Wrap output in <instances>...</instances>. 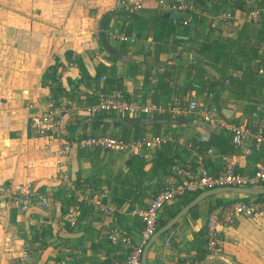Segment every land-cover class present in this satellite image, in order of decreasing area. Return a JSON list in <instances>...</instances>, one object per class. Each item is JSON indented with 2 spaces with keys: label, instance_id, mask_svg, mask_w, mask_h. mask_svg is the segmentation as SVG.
Listing matches in <instances>:
<instances>
[{
  "label": "crops",
  "instance_id": "crops-1",
  "mask_svg": "<svg viewBox=\"0 0 264 264\" xmlns=\"http://www.w3.org/2000/svg\"><path fill=\"white\" fill-rule=\"evenodd\" d=\"M128 1L142 7L127 10L118 0H0V200L6 187L31 184L51 201L49 208L35 205L25 212L0 202V264H58L62 258L67 264H112L102 257L122 259L123 252L107 240L110 228L139 241L142 222L131 210L146 207L169 180V173L144 178L123 197L119 188L114 192L119 186L116 175L126 172V160L132 155L97 149L83 152L75 141L113 130L120 134L113 136L125 139L161 133L150 125L140 130L139 125L119 123L121 116L113 113L94 126L84 107L97 93L121 89L142 102H165L174 96L183 101L193 84L199 83V102L215 104L222 118L244 124L248 134L235 147L230 134L205 126L191 114L192 128L176 131L175 139L170 136L176 163L194 167L199 161L216 172L222 156H227L242 171L253 170L262 159L264 148H256L254 135L259 126L264 128V13L255 18L248 15L258 0H242L244 8H236L230 21L217 24L215 20L216 25L204 31L211 39L224 41L231 52L236 47L227 40L245 31L243 42L258 50L254 59L242 60L241 69H234L235 62L225 67V57L213 61L201 37L177 45L172 37L156 40L151 30L157 29L155 20L163 11L154 0ZM212 6L213 0H206L207 20L213 17ZM178 15L182 13H170L174 20ZM118 32L135 34L136 39L119 42L111 37ZM247 49L251 57L252 48ZM195 63L203 68L202 76L198 77ZM169 70L167 93L161 76ZM50 109L57 110L58 132L39 135L30 130V115ZM159 150H164L163 143L149 151L146 160ZM102 193L106 194L103 202L116 209L111 223L94 205ZM111 195L125 199L119 208ZM185 196L163 209L157 229L187 204L182 203ZM232 199L219 193L199 201L149 244L146 264H200L213 256L206 249L207 216L214 206ZM69 208L76 213V226L67 220ZM221 232L222 257L234 264H264V211L221 220Z\"/></svg>",
  "mask_w": 264,
  "mask_h": 264
},
{
  "label": "built area",
  "instance_id": "built-area-1",
  "mask_svg": "<svg viewBox=\"0 0 264 264\" xmlns=\"http://www.w3.org/2000/svg\"><path fill=\"white\" fill-rule=\"evenodd\" d=\"M156 5L165 12H180L187 14H203V7L195 4L194 0H154ZM248 15L250 18L259 17L264 13V0H258ZM118 4L127 10H138L142 7L139 2L128 0H118ZM208 14V13H207ZM233 15L229 9L219 13L216 20L224 22ZM218 18V19H217ZM188 22V18L182 21ZM119 42L130 43L136 39L135 34H125L118 32L111 36ZM200 84L194 83L187 94L186 100L179 101L172 97L165 102L148 101L142 102L128 95L124 90L100 92L95 96V100L88 102L84 110L89 118H99L104 114H116L135 119L141 116L154 117L166 116L171 118H184L187 115L195 114L200 122L209 128L221 129L230 134L233 146L239 147L247 137L248 129L242 123H235L220 116L218 109L212 104L202 105L197 97V90ZM57 110L50 109L39 114H32L28 120L30 130L39 135H50L58 132ZM257 149L264 148V128L259 126L254 135ZM168 134H154L151 136H138L125 139L105 133L89 134L78 138L75 143L82 151L99 149L124 155H136L145 158L149 151L159 148L162 143L170 140ZM68 146H65V150ZM212 152V150H208ZM264 185V154L256 167L251 171H240L233 160L227 156H222L221 167L216 172H211L201 162L193 167L189 164L179 162L169 166V180H167L160 190L152 197L150 203L143 208L131 210L134 216L141 219L142 228L138 242H133L129 235L117 228H110L106 238L111 245L118 247L123 252V258H108L103 256L102 260H109L112 264H141L142 254L146 243L157 230V220L161 209L170 201L178 199L185 194H195L201 191L216 187L236 186V187H256ZM106 194H100L94 199V205L107 219L109 223L115 217L116 209L106 205L103 198ZM1 204L5 208H14L19 212H25L35 205L49 208L51 201L48 196L41 194L31 184H20L15 189L6 187L3 190ZM264 211V195L245 201L235 199L231 202L214 206L208 213L206 221V249L210 255L221 256L223 253V235L221 232V220H226L232 216L244 215L247 217ZM66 217L71 226L77 225V216L73 208H69ZM171 239L167 238V242ZM66 258L60 259L58 264H67Z\"/></svg>",
  "mask_w": 264,
  "mask_h": 264
},
{
  "label": "trees",
  "instance_id": "trees-1",
  "mask_svg": "<svg viewBox=\"0 0 264 264\" xmlns=\"http://www.w3.org/2000/svg\"><path fill=\"white\" fill-rule=\"evenodd\" d=\"M194 1H195V4L200 5L201 7L205 6L206 0H194ZM236 8H244V3H242V0H213V6L210 8L212 9V14H213V17L211 18V20H207V16L203 14H196V13L187 14L186 12L182 13V15H178L176 17V20H174L172 16H167V17L159 16L155 20V25L157 26V29H154V27L152 26L153 28V30H151L153 33L152 35L158 41H161L163 39L165 41L166 38L168 40V37H172L173 45L174 44L177 45L183 40L191 41L195 37H201L203 42L205 43L207 42V45L205 44V47L206 48L209 47L208 49H210V51L212 52L213 61H220V58L225 57L226 62L225 64H223L225 67H230V63L235 62L233 63L234 69H241L242 64H243L242 60L247 61L250 58L254 59L256 57V51L258 50L256 46L250 47L251 45H248L247 47L246 45L247 43L243 42V38H245V35H246L244 30H239V32L235 33L232 38L227 40L228 43L232 44L231 45L232 47L233 46L236 47V49L232 52L229 51L225 47L226 44L224 41H220V39L218 38L211 39L208 33L206 34L204 33L206 29H208L209 27H213L214 24L216 25V22H214L216 20L215 16H217L220 12L226 9H229L233 14ZM186 18H188V22L186 24H183L182 21ZM228 21L230 20H227V22ZM101 39L104 40L106 45L108 44L105 35H102ZM202 48L204 50V46ZM247 48H252L253 53L251 57H250V52L248 51ZM236 56H238L239 60L235 59ZM112 57L115 58L116 56H112ZM193 67L197 69L198 77L202 76L201 74L204 72L203 68L198 66L196 63L193 65ZM170 74H171V71L169 70L167 75L164 74L163 76H161V79L163 80L161 82L164 83L163 84L164 90H167V93L169 90L168 88L169 79H167L166 77L170 76ZM250 74H252V72ZM83 76H84V73H83ZM189 76L190 75L188 74V77ZM51 79L52 81H55V78L52 77ZM104 115L99 118H90V121L93 122L94 126L97 127L101 123H104ZM122 117L124 119H131L126 116H122ZM161 117H166V116H161ZM141 118L142 117H138V120ZM185 119L187 120V118ZM134 120H137V119H134ZM119 123H124V122L119 121ZM172 140L173 139L168 140L165 143H163L164 150L157 151L155 156H153L149 161H147L146 158H140L136 155H133L131 158H128L126 160V165H127L126 172L121 173V171H119L118 174L116 175V181L117 183H119V186L118 185L115 186L114 192H116L119 188L120 194L123 197H128L130 195L132 187L133 186L138 187L144 181V178L152 179V178L162 177V176L167 175L169 173V166L173 163H176L175 161V147L176 146H175V142H172ZM83 152H87V151H83ZM147 163H150L149 168H146ZM197 194L198 193L192 194V196H188L187 194V196L182 197L183 198L182 203H188ZM261 196L262 195H257L258 198ZM124 200H125L124 198L121 200L115 199V197L111 195V201L114 203V205L117 208L120 207V205L124 202ZM195 206H193L189 211H192L195 208ZM174 214L175 212H173L171 216H173ZM164 223H165V220L161 222V224H164ZM107 261L109 262V260Z\"/></svg>",
  "mask_w": 264,
  "mask_h": 264
},
{
  "label": "water",
  "instance_id": "water-1",
  "mask_svg": "<svg viewBox=\"0 0 264 264\" xmlns=\"http://www.w3.org/2000/svg\"><path fill=\"white\" fill-rule=\"evenodd\" d=\"M167 16H170V14L166 13L163 15V17H167ZM111 52L115 53L116 55L118 54V52L114 51V50H112ZM224 116L227 117L225 112H224ZM119 120L125 121L127 124L144 125V126L156 125V124H168V125H179V124L184 125V124H187V121L185 119L171 118V117H159V116L158 117H145V118H141L139 120L124 119L123 117H121ZM197 124H199V122ZM229 191L257 196V195H264V186H256V187L225 186V187H216V188H212L209 190L199 192L192 200H190L186 205H184L170 220H168V222H166L164 225L159 227L156 230V232L151 236V238L148 240L147 244L145 245V248H144V251L142 254L141 264H146L145 256H146V250H147L149 244H151V242L158 235L164 233L166 230L171 228L182 215H184L186 212H188L199 201H201V200H203L209 196L219 194L221 192H229ZM211 261H218V262H221L222 264H234L222 256H211V257L205 259L200 264H207L208 262H211Z\"/></svg>",
  "mask_w": 264,
  "mask_h": 264
},
{
  "label": "rangeland",
  "instance_id": "rangeland-1",
  "mask_svg": "<svg viewBox=\"0 0 264 264\" xmlns=\"http://www.w3.org/2000/svg\"><path fill=\"white\" fill-rule=\"evenodd\" d=\"M140 11H142V9L140 10ZM163 12H165V11H163ZM166 13H169V12H165V13H162V17H163V15L164 14H166ZM171 13V12H170ZM169 13V14H170ZM221 13V12H220ZM159 14V13H158ZM173 15H175L174 13H172ZM173 17V16H172ZM218 19V18H217ZM221 22V20L220 19H218L217 20V24H221L220 23ZM146 25V27L148 26H150L149 24H145ZM191 115V114H190ZM190 115H187L186 116V118H187V124H184V125H181V124H179V125H173V127H171L172 125H168V124H156V125H158V126H156V125H150V126H148V127H150V128H154V129H156L159 133H161V134H163V133H165V134H168V135H170L171 136V138H173L174 137V139H175V133H176V131H179V130H181L182 128H184V127H188V128H192V127H190V125H191V123H190V120H191V116ZM142 118H144V117H147V116H141ZM197 117V116H196ZM181 119V118H180ZM197 119H198V117H197ZM192 126V125H191ZM142 127V128H141ZM194 127V126H193ZM138 128H140V130L141 129H143L144 128V125H139L138 126ZM168 130H170V132H168ZM107 134H111V133H107ZM111 135H120L119 134V132L118 131H115V130H113L112 131V134ZM244 171H251V170H244ZM220 194H223L224 196H227V197H233V199L232 200H235V199H243V200H245V201H252L253 199H254V195H250V194H242V193H236V192H233V191H229V192H221ZM215 195H218V194H215ZM212 196H214V195H212ZM232 200H229V201H232ZM172 201H175V200H172ZM172 201H170V202H172ZM170 202H168L162 209H161V212L163 211V209H165L166 208V206L170 203ZM161 212L159 213V216H160V214H161Z\"/></svg>",
  "mask_w": 264,
  "mask_h": 264
},
{
  "label": "bare ground",
  "instance_id": "bare-ground-1",
  "mask_svg": "<svg viewBox=\"0 0 264 264\" xmlns=\"http://www.w3.org/2000/svg\"><path fill=\"white\" fill-rule=\"evenodd\" d=\"M212 105H214L217 109H218V107L215 105V104H212ZM219 111V110H218Z\"/></svg>",
  "mask_w": 264,
  "mask_h": 264
}]
</instances>
